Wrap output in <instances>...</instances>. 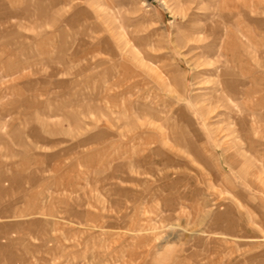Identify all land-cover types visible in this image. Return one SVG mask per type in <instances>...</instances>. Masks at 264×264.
<instances>
[{
  "label": "rangeland",
  "instance_id": "1",
  "mask_svg": "<svg viewBox=\"0 0 264 264\" xmlns=\"http://www.w3.org/2000/svg\"><path fill=\"white\" fill-rule=\"evenodd\" d=\"M0 264H264V0H0Z\"/></svg>",
  "mask_w": 264,
  "mask_h": 264
},
{
  "label": "bare ground",
  "instance_id": "2",
  "mask_svg": "<svg viewBox=\"0 0 264 264\" xmlns=\"http://www.w3.org/2000/svg\"><path fill=\"white\" fill-rule=\"evenodd\" d=\"M217 102H218V100H217ZM212 105V104H211Z\"/></svg>",
  "mask_w": 264,
  "mask_h": 264
}]
</instances>
